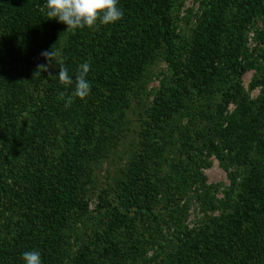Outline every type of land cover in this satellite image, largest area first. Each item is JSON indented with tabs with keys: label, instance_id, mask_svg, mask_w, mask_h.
Segmentation results:
<instances>
[{
	"label": "rangeland",
	"instance_id": "1",
	"mask_svg": "<svg viewBox=\"0 0 264 264\" xmlns=\"http://www.w3.org/2000/svg\"><path fill=\"white\" fill-rule=\"evenodd\" d=\"M9 1L24 3L0 12V264L25 251L42 264H264V0H156L154 29L145 3L119 0L118 22L75 31L46 0ZM53 195L78 205L59 212Z\"/></svg>",
	"mask_w": 264,
	"mask_h": 264
},
{
	"label": "clouds",
	"instance_id": "2",
	"mask_svg": "<svg viewBox=\"0 0 264 264\" xmlns=\"http://www.w3.org/2000/svg\"><path fill=\"white\" fill-rule=\"evenodd\" d=\"M119 0H46L47 15L49 19H56L59 23L67 26V31H75L84 27H94L97 22L103 25L114 24L123 17V10L118 6ZM41 55L48 61L54 62L59 68L57 75L64 85L73 84L67 68L63 66L58 54L44 51ZM40 69L47 71L46 65ZM90 65L85 62L80 65V74L75 80V96L83 99L91 91V84L86 79ZM23 264H42L39 251H25L22 254Z\"/></svg>",
	"mask_w": 264,
	"mask_h": 264
},
{
	"label": "trees",
	"instance_id": "3",
	"mask_svg": "<svg viewBox=\"0 0 264 264\" xmlns=\"http://www.w3.org/2000/svg\"><path fill=\"white\" fill-rule=\"evenodd\" d=\"M139 1L142 2L143 4L145 3L146 8H148V10H150L149 15H150V19H151L152 29H154V26L155 27L160 26V28H161V23L164 20V16L162 15V13L160 11V6L157 4L156 0H139ZM22 3H24V2H22ZM22 3L21 2L11 3L9 0H0V12L1 13L2 12H6V13L20 12L19 9L23 8ZM156 23H159V24H156ZM35 188H36V185H35ZM50 194L52 195V192ZM53 197L55 198V201L53 202V205H51V207H52V209H55V207H57V211H59V212H62V211H60L62 208L63 209L68 208L69 209V208H72V207L78 205V203L76 201H74V199H71L69 197H66L63 199L62 198H56L57 197L56 195H53ZM262 201H263V206H262L261 210L259 209V213L262 212L261 214L264 216V200H262ZM249 212H251V211H249ZM255 212H256V210H255ZM244 216L246 217L245 219H244ZM119 217L115 213V218L112 219V224L114 226H118L121 224L122 220ZM52 218H53L52 220H54L55 225L59 224V219H58L57 215L56 216L53 215ZM253 218L254 217H251L249 215V213L245 211V213H242L240 215L239 219L234 221V222H235V225L240 226L244 221H247V220L253 219Z\"/></svg>",
	"mask_w": 264,
	"mask_h": 264
}]
</instances>
